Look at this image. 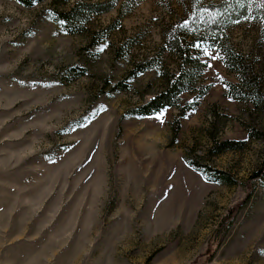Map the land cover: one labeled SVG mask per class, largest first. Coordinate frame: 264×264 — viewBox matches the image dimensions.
Wrapping results in <instances>:
<instances>
[{
    "label": "rangeland",
    "instance_id": "1",
    "mask_svg": "<svg viewBox=\"0 0 264 264\" xmlns=\"http://www.w3.org/2000/svg\"><path fill=\"white\" fill-rule=\"evenodd\" d=\"M76 1L99 0L61 7ZM205 1L218 0H117L69 34L48 0H0V264H264V191L251 177L264 100L234 98L229 89L245 86L209 48L194 77L209 89L194 109L127 114L178 67L161 50L170 24ZM251 2L217 40L264 93V0ZM151 58L157 68L126 80ZM118 81L128 88L112 91ZM210 134L246 145L209 156Z\"/></svg>",
    "mask_w": 264,
    "mask_h": 264
},
{
    "label": "trees",
    "instance_id": "2",
    "mask_svg": "<svg viewBox=\"0 0 264 264\" xmlns=\"http://www.w3.org/2000/svg\"><path fill=\"white\" fill-rule=\"evenodd\" d=\"M26 7H31L45 0H16ZM50 7L49 12L51 20L60 24L61 28L69 34H76L85 31V23L91 14H100L114 8L117 0L103 1H76L70 7L62 8L69 0H48ZM197 4V1H195ZM200 6L192 4L187 15L181 16L170 24L165 33L161 50L174 54L178 59V67L174 72H163L164 85L160 91L151 95L147 101L138 104L128 110L127 114L138 117H146L157 114L165 108H178L180 116H184L198 105L199 100L207 93L209 87L197 85L195 77L196 70L204 64L201 60L205 49H217L222 55L226 66L229 70L237 72L240 81L244 84L239 90L229 89L234 98H247L255 106H260L264 100V93L257 87L258 82L248 75V68L239 58L233 57L229 51L224 48L217 40L219 34H224L225 30L234 20L248 15L253 6L249 7L251 0H218L207 2ZM263 8V4L260 10ZM260 10H257L260 13ZM98 42V40H96ZM153 58L136 63L126 74V80L129 81L147 70L157 68ZM78 67H72V70L79 73ZM83 71V70H81ZM128 88L124 81H118L112 86V91H121ZM185 92L192 93L194 96L191 100L183 102L181 95ZM175 131V129H174ZM174 132V136H175ZM255 134V133H254ZM252 136L253 133L250 132ZM256 138L260 135H254ZM212 140L208 155L215 156L230 150H240L246 145L243 139H222L218 140L214 134H210ZM186 162L194 169L204 172L206 178L211 181H219L224 184H232L233 180L225 171L212 170L208 166L198 164L189 157L185 158ZM252 179L259 180L264 191V158L262 159L257 170L251 175ZM251 192H248L243 202L246 203L250 198Z\"/></svg>",
    "mask_w": 264,
    "mask_h": 264
}]
</instances>
